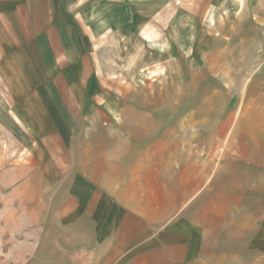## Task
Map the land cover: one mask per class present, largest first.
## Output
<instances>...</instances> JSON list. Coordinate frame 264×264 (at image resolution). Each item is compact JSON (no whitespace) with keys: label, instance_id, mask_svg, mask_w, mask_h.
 <instances>
[{"label":"rangeland","instance_id":"obj_1","mask_svg":"<svg viewBox=\"0 0 264 264\" xmlns=\"http://www.w3.org/2000/svg\"><path fill=\"white\" fill-rule=\"evenodd\" d=\"M116 6L121 16L114 25L103 16L109 9L80 17L91 27L97 60L76 65L77 91L68 99L78 105L70 115L85 122V135L139 143L131 152L194 155L197 173H211L196 213L218 233L212 252L221 264H264L262 177L252 192V172L264 174V0H118ZM87 99L94 111L126 109L110 114L112 130L94 129L88 120L97 113L78 109ZM22 120L4 113L0 264H91L90 232L67 215L76 205L61 184L59 165L67 160L53 157L65 152L60 139L47 137V129L32 135L16 125ZM107 146L128 151L116 144L100 145V152Z\"/></svg>","mask_w":264,"mask_h":264},{"label":"crops","instance_id":"obj_2","mask_svg":"<svg viewBox=\"0 0 264 264\" xmlns=\"http://www.w3.org/2000/svg\"><path fill=\"white\" fill-rule=\"evenodd\" d=\"M117 1L0 0V161L7 111L25 119L16 125L32 135L40 128L60 139L65 152L53 157L67 160L65 168L59 165L61 184L66 181L67 199L76 205L67 215L90 232L91 264H221L222 257L212 252L218 233L196 213L211 173H197L194 155L131 152L139 143L85 135V122L70 115L78 105L68 99L77 91L76 65L97 60L91 27L80 17L109 9L103 16L113 17L114 25L115 16H121ZM89 102L78 109L97 113L88 127L98 130L102 125L112 130L116 122L110 114L126 109L107 105L94 111ZM116 144L127 146V153H113L109 146L100 152V145ZM260 177L264 185V174L252 172L253 193L260 190Z\"/></svg>","mask_w":264,"mask_h":264},{"label":"bare ground","instance_id":"obj_3","mask_svg":"<svg viewBox=\"0 0 264 264\" xmlns=\"http://www.w3.org/2000/svg\"><path fill=\"white\" fill-rule=\"evenodd\" d=\"M237 60V59H236Z\"/></svg>","mask_w":264,"mask_h":264}]
</instances>
